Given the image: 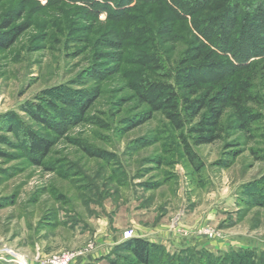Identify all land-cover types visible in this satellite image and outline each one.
Wrapping results in <instances>:
<instances>
[{
	"label": "rangeland",
	"instance_id": "rangeland-1",
	"mask_svg": "<svg viewBox=\"0 0 264 264\" xmlns=\"http://www.w3.org/2000/svg\"><path fill=\"white\" fill-rule=\"evenodd\" d=\"M106 4L0 0V25L16 18L26 28L0 49V264L65 254L73 264H125L131 256L119 244L154 230L168 233L160 244L183 252L185 264H212L211 256L231 264L236 255L264 264V63L255 83L262 103L249 105L258 119L243 127L230 109L222 137L194 145L189 122L178 129L139 100L135 85L149 72L137 38L124 34L128 22ZM162 4L141 1L125 14L151 22L167 14ZM186 43L166 44L176 48L172 60ZM39 109L59 129L40 124ZM27 129L54 140L40 164L27 153Z\"/></svg>",
	"mask_w": 264,
	"mask_h": 264
},
{
	"label": "trees",
	"instance_id": "trees-1",
	"mask_svg": "<svg viewBox=\"0 0 264 264\" xmlns=\"http://www.w3.org/2000/svg\"><path fill=\"white\" fill-rule=\"evenodd\" d=\"M106 1L107 8H111L109 1L119 8L110 9L112 15H118V21L128 22L124 34H129L131 39L137 38L133 41H136L139 55L143 56L142 67L149 72L135 85L139 100L147 103L151 111H161L178 129H184L185 122H189L188 132L194 145L220 139L223 118L230 109L243 127L258 119L249 105L262 103L255 83L262 72L261 62L264 63V0H137L133 5H129L131 0ZM141 1L163 3L167 14L161 13V17L151 22L125 14L135 10ZM121 4L128 5L120 9ZM15 20L2 21L0 49L12 46L26 29L14 24ZM183 40L187 41L183 51L178 53L176 61L172 60L171 53L176 48L171 49L166 44L171 42L175 47ZM163 50L168 55L161 53ZM261 56L263 60L256 61ZM155 70L163 72L161 78L152 76ZM71 104L82 112L88 109L87 101L74 100ZM41 112L45 115L37 112L33 117L40 124L59 129L55 122L51 123L53 117L48 111ZM150 114L137 120L135 125L146 121ZM23 134L27 153L34 163L40 164L50 153L54 140L30 129ZM183 143L192 153L184 135ZM83 149L90 155L102 156L99 152ZM0 155L5 154L0 152ZM118 250L131 256L125 257V264H185L186 259L183 252L172 254L164 245L142 237L124 240ZM205 256L209 255L205 253ZM211 257L212 264H224L219 262L220 258ZM230 263L255 264L248 255L231 257Z\"/></svg>",
	"mask_w": 264,
	"mask_h": 264
},
{
	"label": "crops",
	"instance_id": "crops-1",
	"mask_svg": "<svg viewBox=\"0 0 264 264\" xmlns=\"http://www.w3.org/2000/svg\"><path fill=\"white\" fill-rule=\"evenodd\" d=\"M163 230L168 232V226H165V228H163ZM154 232H155V230L151 231V232L140 231V233H137L135 236L148 239L149 241L155 242V243H168V233L164 234L165 236H163L161 238V237H158L157 234H155Z\"/></svg>",
	"mask_w": 264,
	"mask_h": 264
},
{
	"label": "built area",
	"instance_id": "built-area-1",
	"mask_svg": "<svg viewBox=\"0 0 264 264\" xmlns=\"http://www.w3.org/2000/svg\"><path fill=\"white\" fill-rule=\"evenodd\" d=\"M52 264H73V254H65L62 257H55L51 260Z\"/></svg>",
	"mask_w": 264,
	"mask_h": 264
}]
</instances>
